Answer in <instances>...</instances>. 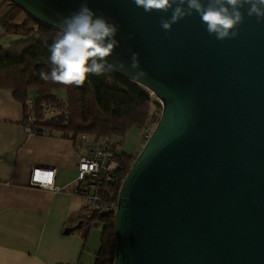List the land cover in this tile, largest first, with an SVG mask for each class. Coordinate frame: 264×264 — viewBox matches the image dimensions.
<instances>
[{
  "label": "water",
  "instance_id": "water-1",
  "mask_svg": "<svg viewBox=\"0 0 264 264\" xmlns=\"http://www.w3.org/2000/svg\"><path fill=\"white\" fill-rule=\"evenodd\" d=\"M8 1L56 28L83 2ZM87 3L118 25L115 56L127 68L138 53L146 75L114 72L160 104L117 191L113 264H264V22L245 15L221 42L196 14L166 33L170 12Z\"/></svg>",
  "mask_w": 264,
  "mask_h": 264
},
{
  "label": "trees",
  "instance_id": "trees-1",
  "mask_svg": "<svg viewBox=\"0 0 264 264\" xmlns=\"http://www.w3.org/2000/svg\"><path fill=\"white\" fill-rule=\"evenodd\" d=\"M2 10L1 35H16L17 38L10 40L6 47L0 46V89L11 90L13 97L21 102L25 123L37 129L46 128L49 135L77 140L81 133L101 138L122 137L131 128L139 129L143 134L152 118L158 117L160 104L156 99H150L148 90L116 72L89 76L80 86H65L41 79V71L51 70L50 46L58 38L60 29L26 14L21 21L15 22L22 11L8 0H0ZM29 97H32L31 104L26 103ZM52 101L61 105V112L54 118L42 120L39 105ZM28 111H33L34 123L28 121ZM136 153L135 150L113 153L117 168L112 179L104 185L111 200H116L118 188ZM84 209L86 228H100L99 247L91 264H113L112 212L99 211L86 204Z\"/></svg>",
  "mask_w": 264,
  "mask_h": 264
},
{
  "label": "crops",
  "instance_id": "crops-1",
  "mask_svg": "<svg viewBox=\"0 0 264 264\" xmlns=\"http://www.w3.org/2000/svg\"><path fill=\"white\" fill-rule=\"evenodd\" d=\"M22 19L19 14L15 22ZM1 34L0 25V45L16 37ZM24 116L11 90L0 89V264H91L100 228H86L84 198L69 189L76 158L84 149L78 139L28 135ZM126 133H134V139L141 137L136 128ZM123 137L107 139L114 151L132 152L124 149ZM31 167L53 169L52 182L62 189L30 185Z\"/></svg>",
  "mask_w": 264,
  "mask_h": 264
},
{
  "label": "clouds",
  "instance_id": "clouds-1",
  "mask_svg": "<svg viewBox=\"0 0 264 264\" xmlns=\"http://www.w3.org/2000/svg\"><path fill=\"white\" fill-rule=\"evenodd\" d=\"M132 3L145 13L170 12L169 18L160 20V27L166 33L171 31L172 25L196 14L207 33L221 42L238 36L245 15L255 17L258 23L264 22V0H132ZM58 28L60 34L50 46L51 70L41 71V79L65 86H80L89 76H101L106 72L130 69L134 79L146 75L140 68L138 53H131L127 68L115 56V49L119 47L115 39L118 25L94 12L87 0H83L77 10L62 17Z\"/></svg>",
  "mask_w": 264,
  "mask_h": 264
},
{
  "label": "built area",
  "instance_id": "built-area-1",
  "mask_svg": "<svg viewBox=\"0 0 264 264\" xmlns=\"http://www.w3.org/2000/svg\"><path fill=\"white\" fill-rule=\"evenodd\" d=\"M26 103L31 104L32 97H29ZM39 109L41 113L40 117L42 120H45L57 116L61 112L62 107L56 101H52L49 103H41ZM26 116L28 121L34 123L36 117L33 111L26 112ZM155 121L156 119H152L150 126L143 130V134L140 137L141 142L147 139ZM63 122L65 123L66 120L64 119ZM23 129L28 135H49L48 129H37V127L28 123L24 124ZM77 139L84 150L76 158L75 176L69 189L72 193L81 195L84 198L85 204L90 208L103 212H113L116 206V200L113 201L107 196L104 185L112 179L113 173L117 168V163L112 157L115 151L111 148V143L105 137H94L81 133L78 134ZM53 172L54 170L51 168L31 167L28 183L39 188L59 191L62 188L54 185L52 182ZM49 173L52 175H48Z\"/></svg>",
  "mask_w": 264,
  "mask_h": 264
},
{
  "label": "rangeland",
  "instance_id": "rangeland-1",
  "mask_svg": "<svg viewBox=\"0 0 264 264\" xmlns=\"http://www.w3.org/2000/svg\"><path fill=\"white\" fill-rule=\"evenodd\" d=\"M21 15L23 16V18H24V13L23 12H21ZM15 38H17V37H10V38H8L7 40H5L3 43V46L4 47H6L7 46V44H8V42L10 41V40H12V39H15ZM1 46V45H0ZM149 92V91H148ZM149 96H150V99L152 100V99H155V97L149 92ZM160 110V109H159ZM160 112V111H159ZM158 115H159V113H158ZM157 118L158 117H156V118H152V119H156L157 120ZM156 122V121H155ZM141 134H142V132H141ZM139 143H141V145L143 144V142H141L140 141V139L138 138V137H136L135 139H134V133L132 134V133H125L124 134V137H123V146H124V149H126V150H132L133 149V151L135 150V151H137L138 152V146H139ZM126 147V148H125ZM137 154V153H136ZM133 159H134V157H133ZM133 159H132V161H133ZM131 161V162H132Z\"/></svg>",
  "mask_w": 264,
  "mask_h": 264
}]
</instances>
